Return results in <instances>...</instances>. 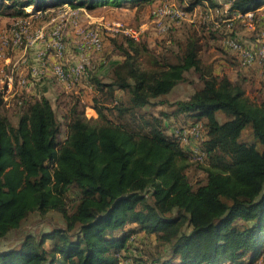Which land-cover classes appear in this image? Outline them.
<instances>
[{
	"label": "trees",
	"instance_id": "trees-1",
	"mask_svg": "<svg viewBox=\"0 0 264 264\" xmlns=\"http://www.w3.org/2000/svg\"><path fill=\"white\" fill-rule=\"evenodd\" d=\"M155 1L0 0V14L30 16L66 4L144 8ZM165 1L172 0L158 5ZM176 2L192 12L203 0ZM225 2L231 15L256 10L264 0ZM237 21L205 36L236 38L237 31L227 29ZM181 25L163 32L173 31L165 51L125 35L122 59L111 64L108 78L87 72L92 98L86 102L81 89L68 105L62 139L63 123L45 95H14L16 124L0 110V240L33 213L57 211L65 219L0 249V264H121L128 258L130 264H255L264 256V79L256 102L246 93L249 79L206 66L197 29L181 38L175 33ZM190 71L200 75V86L187 99L164 97ZM88 105L95 119L86 115ZM158 105L166 108L147 109ZM178 122L203 124L202 161L190 159L191 146L169 131ZM193 162H204L197 164L202 177L196 181ZM73 187L80 195H69Z\"/></svg>",
	"mask_w": 264,
	"mask_h": 264
},
{
	"label": "rangeland",
	"instance_id": "rangeland-1",
	"mask_svg": "<svg viewBox=\"0 0 264 264\" xmlns=\"http://www.w3.org/2000/svg\"><path fill=\"white\" fill-rule=\"evenodd\" d=\"M213 1L214 3L218 1V7H212V4H210L207 0H203V4L196 5L192 12L189 11V20L182 22V25L175 33L178 37L183 38V36H186L185 34L187 29L190 28L192 30L196 28L197 36L201 38L202 50L200 55L203 63L206 66H214L215 72L221 75L225 73L231 75L232 77L245 75L247 79H249V81H245L247 95L254 101L259 102L260 98L258 95L262 92L261 89L263 86L261 82L264 79L262 74L263 70H260V68L263 67V64L256 63L250 66L244 64L242 62L241 52L239 53L234 48L227 45L228 36H220V38L208 37L209 35L212 36V32H217V34H219V31L221 32V30L225 29V23L222 21H224V18L227 16L229 9V5L225 2V0ZM158 3L159 0L145 8L127 5L120 7L112 5L98 6L93 9L71 6L61 8L59 6L56 8H49L48 12H46L47 14H37V16H16L4 12L0 14V51H2L3 39L5 37L12 38L14 31L20 29L21 27H25L24 31L26 32L23 47L30 44L29 40L35 37V30L40 29L41 27L46 33H50L53 29H59L62 32L68 47L73 46L70 44L73 41L74 45L78 44L83 31L95 28L99 30L104 43L101 50L90 52L88 64L86 65V72L94 70L108 78L111 73L110 63L115 59L120 58V45L124 43L125 38L123 33L116 31L117 23L134 28L143 27L144 33L142 38L147 41L152 50L165 51V46L170 45L173 31L170 30L167 33H161V31L156 29V23L153 21L151 8L153 9V7L158 5ZM177 3L179 4V2ZM226 4L228 6H226ZM217 10L219 12H217ZM252 11L251 13H253V16H249L248 14L239 17L237 16L238 18H236V20L238 21L235 23L234 27L231 28V30L227 29V31L231 32L233 30L237 31L238 36L236 38L240 39L242 44L249 46L250 48L256 46V43L261 40L260 37L264 32V2L256 10ZM183 25L186 26V28H182ZM74 31H76L77 34H73ZM222 33L225 35L223 31ZM205 34L208 36H205ZM76 35H79V37L77 38ZM258 38L260 39L258 40ZM37 41H35V43ZM12 46L13 45H10L9 48L5 50L6 54L13 52L11 49ZM29 46H31V44ZM143 57L145 58L144 66L148 67L150 56L145 54ZM67 60L70 63L72 62L68 57ZM186 77V80L181 82L174 92H171L168 95L169 100L179 98L187 99L194 92V90L200 86L201 79L197 72L190 71L187 73ZM42 81L45 82V86H40L39 90L43 95L50 97L56 112L63 123V132L61 135L62 139L66 136L67 132L66 120L63 116L68 108V105L73 102L74 98L78 94H81V89L86 90V93H83V98L86 102L88 99L92 98V92L88 87L84 86L85 84L83 83H68L66 85L52 75H47L45 79H42ZM0 104V110L4 114H7L11 121L16 124L18 120L16 109L18 108L16 107L15 101L8 98V100L3 101V103ZM147 109L152 112L160 111V108L156 106H148ZM87 112L86 115L90 118L92 117L95 119L98 116L96 111L88 109ZM216 116L221 120H224L225 117L222 111H218ZM179 125L180 123L178 122V127L175 126L169 131L175 134L176 131H174V129L177 130V128H180ZM187 128L190 129L189 125ZM249 132L250 130L245 133V136H247ZM198 140L199 139L192 136L190 137L189 143H187V145H190L192 148L189 156L192 160L195 159L194 157H191V155L193 153V148H196L195 145H198L200 142V140ZM193 163L194 164L189 169V172L191 180L196 181L202 177L197 176V170H199L197 168V164L204 165V162ZM69 195L71 197H76L80 195V190L73 187L69 192ZM63 225H65V219L60 212L49 211L45 215L33 213L26 221H24L23 226L19 231H15L6 238L0 240V249H4L10 245L18 243L22 235L27 232L33 231L37 233L40 230L52 229L53 227Z\"/></svg>",
	"mask_w": 264,
	"mask_h": 264
},
{
	"label": "built area",
	"instance_id": "built-area-1",
	"mask_svg": "<svg viewBox=\"0 0 264 264\" xmlns=\"http://www.w3.org/2000/svg\"><path fill=\"white\" fill-rule=\"evenodd\" d=\"M69 6V5H65ZM64 6V8H65ZM217 12H219L217 10ZM253 12V11H252ZM249 16H253L251 11L246 12ZM240 12L239 16L245 15ZM153 21L156 23V27L161 32L168 31L171 27L182 23L183 21L189 20L190 13L186 10L183 6L179 5L176 1H165L160 5H157L152 11ZM233 18L227 17L224 18L225 24L228 27L233 25ZM216 23V22H215ZM25 27H21L14 31L12 38L5 37L3 39V44L5 46L10 45H22L24 42V37L26 32L24 31ZM116 31L123 33L135 40H140L143 36L144 29L143 27L134 28L121 25L117 23ZM46 40V50L50 49L53 51L54 55L59 59V61L54 65L53 71L55 76L60 80H70V79H77L81 73L84 72L86 65L88 64L89 54L91 51H99L103 47V38L100 34L98 29L90 28L82 32L81 39L78 43V50L80 59L77 63L71 66H67L64 62V58L66 52L68 50V45L64 40L63 34L59 29H53L50 33H46L45 31H41L37 34L33 39L29 40V43H34L39 38H45ZM261 40L256 43L255 47H249L241 43L240 39L229 37L227 40V45L231 48H234L237 52H241L242 55V62L248 66L259 63H264V32L260 37ZM258 38V40L260 39ZM40 61L42 64L41 68H35L33 73L40 74L43 72V69L49 63V59L46 52H42L40 55ZM4 78L0 77V82L3 81ZM15 82L14 74L6 75L4 79V84H7L8 87H11ZM19 82L21 84H26L28 82L27 77L20 76ZM188 126V125H187ZM187 126H183L180 128L174 129L176 131L175 136L180 140L182 143L187 145L189 143L190 137H195L200 141L204 138L202 137V123H193L190 124L189 128ZM198 140V141H199ZM196 148H193V153L191 157H194L196 160L202 161L205 157V151H203L199 144L195 145ZM121 264H128V261H122Z\"/></svg>",
	"mask_w": 264,
	"mask_h": 264
},
{
	"label": "crops",
	"instance_id": "crops-1",
	"mask_svg": "<svg viewBox=\"0 0 264 264\" xmlns=\"http://www.w3.org/2000/svg\"><path fill=\"white\" fill-rule=\"evenodd\" d=\"M147 6H149V5H146L145 7H147ZM226 6H228V5L226 4ZM259 10H261V9H259ZM229 13L227 15H229ZM37 14H31L30 16H37ZM45 14H47V13H45ZM239 14H240V12H233L231 15H229V17L236 19L239 17ZM40 16H42V15H40ZM156 29L159 30L158 28H156ZM42 30L44 31V29L42 27L40 29H36L34 32V34H35L34 36L39 34ZM161 33H163V32H161ZM73 34H77L76 31H74ZM76 36H77V38L79 37V35H76ZM46 37H48V36L46 35L45 38L37 39L38 41L36 40L37 42L32 43L31 46H29L30 44L25 45L24 47H23V44L22 45H13L11 47L13 52L8 53V54L5 53V50H7V48H9V46H5L2 43V51H0V77L5 79L6 75H8V74H14V76H15V82L11 87H8L7 84L3 83L4 79L2 82H0V91L3 92L4 101L8 100V98H11V100H12L14 95H16L19 92H24V91L28 92V93H32L34 95L41 96L43 94L40 92L39 87L45 86L44 85L45 82H43L42 79H45V77L47 75H52L53 77L57 78L54 74L53 67L59 61V59L54 55L53 51H51L50 49L46 50V47H45V44H46L45 40L47 39ZM73 42L70 43L73 46L68 47V50H67L65 58H64V62L67 66L74 65L80 59L78 44L74 45ZM31 50H34V51H31ZM42 52L47 53L49 63L43 69L42 73L34 75V73H33L34 69L42 67L40 57H39V55ZM67 57L69 58L70 61H72L71 63L67 60ZM121 59H122V55H120L119 59H115L114 61H112L110 63V68H111L112 63H115L116 61L119 62ZM260 70L262 71L263 68H260ZM262 74H263V72H262ZM20 76L27 77L28 82L26 84H21L19 82ZM232 78H236V77H232ZM58 80L64 84H66V85L68 83H83V84H85L84 86L88 87L89 89H92L91 84H89L88 80H87L86 68H85L84 72L81 73V75L77 79H74V80L70 79V80H66V81L60 80V79H58ZM174 90L172 92H174ZM169 94L164 95V97L169 98L168 97ZM45 96H47V95H45ZM47 97L50 99L49 96H47ZM156 107H159L160 109L166 108L163 105H158ZM88 109L92 110V111H96L90 105L87 106V110ZM87 110H86V112H87ZM87 114H88V112H87ZM126 260H128V264H130L131 259L128 258ZM255 264H264V256L261 259H259Z\"/></svg>",
	"mask_w": 264,
	"mask_h": 264
}]
</instances>
